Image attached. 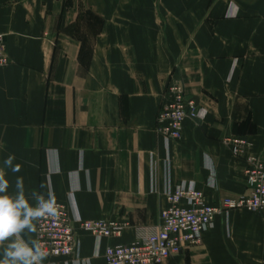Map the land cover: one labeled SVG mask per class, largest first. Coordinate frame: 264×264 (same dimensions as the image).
Here are the masks:
<instances>
[{"label":"crops","instance_id":"0c3cea01","mask_svg":"<svg viewBox=\"0 0 264 264\" xmlns=\"http://www.w3.org/2000/svg\"><path fill=\"white\" fill-rule=\"evenodd\" d=\"M0 30L11 59L0 68V167L10 154L21 165L5 169L8 193L23 177L33 205L30 193L52 192L84 219L126 223L99 249L78 227L80 257L55 264H108V245L160 224L181 180L212 203L248 192L226 140L264 152V0H0ZM177 79L201 122L186 118L167 142L158 115ZM162 264H264V213L218 215Z\"/></svg>","mask_w":264,"mask_h":264},{"label":"built area","instance_id":"2783aa9c","mask_svg":"<svg viewBox=\"0 0 264 264\" xmlns=\"http://www.w3.org/2000/svg\"><path fill=\"white\" fill-rule=\"evenodd\" d=\"M11 62L5 33L0 30V68ZM201 116L196 102L185 94L184 82H170L158 115L157 131L167 141L182 137L186 118ZM226 142L234 157L246 162L243 178L248 192L237 197H224L212 203L193 180H181L166 189L168 205L162 210L160 224L151 230H140L129 244L108 245L104 257L108 264H162L170 256L199 244L218 215H228L246 208L264 213V152L252 151V143L244 137L231 136ZM57 202V215L42 218L37 223L38 238L46 259L43 264H55L61 257H80L77 228L91 232L99 243L104 237L121 234L126 223L116 220H88L65 203ZM99 254V250L96 251Z\"/></svg>","mask_w":264,"mask_h":264},{"label":"clouds","instance_id":"9594fccd","mask_svg":"<svg viewBox=\"0 0 264 264\" xmlns=\"http://www.w3.org/2000/svg\"><path fill=\"white\" fill-rule=\"evenodd\" d=\"M16 157L10 154L0 167V264H43L46 255L37 234V223L45 217L57 215L54 194L30 193L35 205L25 193L23 177L15 181V193L9 194L10 182L5 169L17 173L21 165L14 163ZM45 187L41 184V188Z\"/></svg>","mask_w":264,"mask_h":264},{"label":"water","instance_id":"95a60500","mask_svg":"<svg viewBox=\"0 0 264 264\" xmlns=\"http://www.w3.org/2000/svg\"><path fill=\"white\" fill-rule=\"evenodd\" d=\"M196 105H197V103H196ZM192 118H193L195 121H197L198 123L201 122V119H200V117H198V116H193Z\"/></svg>","mask_w":264,"mask_h":264}]
</instances>
